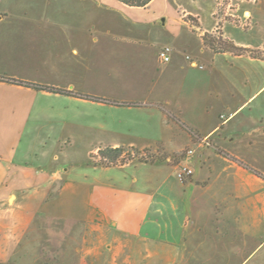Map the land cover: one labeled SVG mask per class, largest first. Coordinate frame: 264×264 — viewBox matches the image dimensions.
<instances>
[{
  "label": "crops",
  "instance_id": "0c3cea01",
  "mask_svg": "<svg viewBox=\"0 0 264 264\" xmlns=\"http://www.w3.org/2000/svg\"><path fill=\"white\" fill-rule=\"evenodd\" d=\"M215 13L0 0V77L25 83L0 80V261L34 232L75 264H264V1L221 29L257 57L205 46ZM107 149L166 160L95 166Z\"/></svg>",
  "mask_w": 264,
  "mask_h": 264
},
{
  "label": "rangeland",
  "instance_id": "374dc122",
  "mask_svg": "<svg viewBox=\"0 0 264 264\" xmlns=\"http://www.w3.org/2000/svg\"><path fill=\"white\" fill-rule=\"evenodd\" d=\"M263 1L264 0H216L215 19L218 25L213 33H205V34H210L216 39H226L223 37L221 33L223 24L228 21L230 22L239 21L238 14L244 3H250L251 5L256 6L257 4ZM189 21L193 26L196 27L199 26L198 21H196V19L190 17ZM252 22H254L253 18H252ZM203 41H204V36H203ZM141 152H143L141 157L151 158V155L157 156L156 154H152V152L150 154L147 153L146 151H141ZM96 156L97 155H95V158H93L92 160L93 163L100 161V158ZM31 237H33V239H29V246L27 248H21V251H19L17 255H15V257L13 258V260H11L10 262L0 261V264H75L74 261L67 260V255L59 256L58 250H60V248H58V250L55 251L52 249L50 245L46 243V241L43 246L40 245L37 246L35 243L37 242V240L39 241V239L36 240L34 232ZM62 253H66V252L62 251ZM60 257L63 258V260H60Z\"/></svg>",
  "mask_w": 264,
  "mask_h": 264
},
{
  "label": "trees",
  "instance_id": "16d2710c",
  "mask_svg": "<svg viewBox=\"0 0 264 264\" xmlns=\"http://www.w3.org/2000/svg\"><path fill=\"white\" fill-rule=\"evenodd\" d=\"M118 1L129 7H134V8H145L152 2V0H118ZM204 44L206 47H208L209 49L213 50L216 53H227L228 52V53H232L235 55L250 54L251 56H254V57L258 56L257 51L238 47L232 41H229L226 39H216L210 34L204 35ZM0 80L18 82L13 79H7V78H2V77H0ZM18 83L25 84L22 82H18ZM26 85H29V84H26ZM39 88L43 90L52 91V92H63V91H60L54 88H49V87H39ZM146 152L149 154L151 153V151H146ZM142 154L143 152L138 151V150H125V149L101 150L97 154V156L100 158V161L94 163V165L101 166V167H113V166H122L125 164H129L131 162L155 163L158 161L163 162L166 160V157L155 156V155H151V158L141 157ZM93 158H95V156H92V159Z\"/></svg>",
  "mask_w": 264,
  "mask_h": 264
},
{
  "label": "built area",
  "instance_id": "2783aa9c",
  "mask_svg": "<svg viewBox=\"0 0 264 264\" xmlns=\"http://www.w3.org/2000/svg\"><path fill=\"white\" fill-rule=\"evenodd\" d=\"M171 55V48L169 47H165V48H162L160 51H159V60L161 63H167L170 61V56ZM221 119H223V121H226L227 118L223 115L221 117ZM194 150L191 149V150H187L185 152V156L187 157H190L191 155L194 154ZM193 175V170L189 167V166H182V167H179V170H178V176L184 180L186 179L187 177H191Z\"/></svg>",
  "mask_w": 264,
  "mask_h": 264
}]
</instances>
